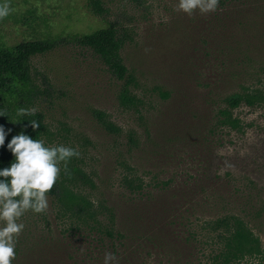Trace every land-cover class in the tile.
<instances>
[{"label": "rangeland", "instance_id": "rangeland-1", "mask_svg": "<svg viewBox=\"0 0 264 264\" xmlns=\"http://www.w3.org/2000/svg\"><path fill=\"white\" fill-rule=\"evenodd\" d=\"M5 2L11 12L0 19V43L51 45L32 58L33 106L46 115L48 144L80 153L67 161V166L82 171L66 179L70 188L96 201L112 200L127 193L123 181L128 172L157 185L167 177L203 176L211 162L246 193L244 185L251 182L259 204H264V135L250 127L245 132L220 127L209 144L205 122L216 113L217 105L204 96L208 81L220 85L216 88L220 96L237 83L234 76L220 80L224 72L260 71L261 75L250 78L251 83H260L264 77V0H230L219 3L216 12L201 15L197 11L192 16L175 11L178 0H103L104 15L95 14L89 0H0ZM110 23L130 35L123 55L141 81L145 99L141 111L120 103V81L93 51L66 40ZM160 90L170 95L165 97ZM97 111L105 112L120 131H110ZM237 114L264 125V107L242 108ZM132 131L137 132L140 146L130 152ZM61 208L60 202L48 198L45 212L28 210L20 218L18 223L25 227L16 243L24 250L22 258L32 247L76 228ZM256 232L264 246V226ZM200 237L191 256L149 247L137 257V264H220L212 257L215 242ZM89 241L76 240L80 256L89 250ZM232 264H264V259Z\"/></svg>", "mask_w": 264, "mask_h": 264}, {"label": "trees", "instance_id": "trees-1", "mask_svg": "<svg viewBox=\"0 0 264 264\" xmlns=\"http://www.w3.org/2000/svg\"><path fill=\"white\" fill-rule=\"evenodd\" d=\"M227 1L230 0H219V3ZM89 5L95 14L106 12L103 0H89ZM129 38L128 32L110 23L91 32L72 34L66 40L93 51L120 81V103L128 109L141 111L145 105L141 81L123 55ZM50 47L42 41H23L15 45L0 43V126L7 134L4 145L0 146V170L9 168L15 161L7 145L21 132L50 146L46 139L49 133L46 115L33 106L32 98L36 93L32 58ZM261 74L260 71L243 70L232 74L224 72L220 80L234 76L237 83L223 96L216 91L219 84L208 81L204 85L205 98L217 105L216 113L205 122V139L209 144L212 134L220 127L237 132H245L250 127L264 135V125L259 119L245 120L237 114L242 108L255 111L264 107V77H260V83L249 81ZM160 93L165 97L170 95L168 90H160ZM219 97L223 99L220 103L217 102ZM21 108L36 111L32 115H17ZM96 114L110 131H120L105 112L97 111ZM33 120L39 123L35 130L30 123ZM147 133L151 136L149 130ZM128 146L130 152L140 146L136 131L128 134ZM74 173L82 171L67 166L65 172L63 167L46 195L62 204L60 211L76 228L70 229L68 235L32 247L25 259L22 258L24 250L16 243L12 264H103L106 252L117 257L113 264H137V257L141 258L143 250L149 247L185 257L194 253L200 236H208L215 242L217 247L212 257L220 264L264 259L262 237L256 232V228L264 226V204H259L251 182L243 184L248 190L246 193L233 179L223 177L211 162L202 171L203 176L195 174L190 178L193 180L167 177L157 181V185H148L146 179L128 172L123 181L127 193L112 200L96 201L70 188L66 179L72 178ZM202 230H205L203 235ZM79 238L90 240L89 250L81 256L76 244Z\"/></svg>", "mask_w": 264, "mask_h": 264}, {"label": "clouds", "instance_id": "clouds-1", "mask_svg": "<svg viewBox=\"0 0 264 264\" xmlns=\"http://www.w3.org/2000/svg\"><path fill=\"white\" fill-rule=\"evenodd\" d=\"M218 7L219 0H178L175 11L189 16L197 11L205 15L216 12ZM10 12L7 2L0 4V19L6 18ZM35 111L21 108L17 115H32ZM30 123L33 130L39 127L37 121ZM6 135L0 126V146L4 145ZM7 148L15 161L9 168L0 170V177L4 178L0 180V264H12L15 259L17 238L25 227L18 221L25 212L43 213L47 210L46 194L59 178L61 162L67 172V161L80 156L76 149L64 145L45 146L43 140L32 139L23 132L13 136ZM116 260L113 253L106 252L103 264H113Z\"/></svg>", "mask_w": 264, "mask_h": 264}]
</instances>
